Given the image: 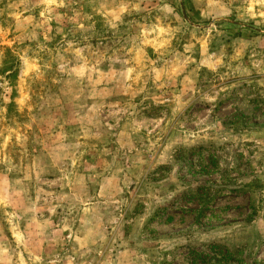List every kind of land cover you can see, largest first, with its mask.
Segmentation results:
<instances>
[{"label":"rangeland","instance_id":"obj_1","mask_svg":"<svg viewBox=\"0 0 264 264\" xmlns=\"http://www.w3.org/2000/svg\"><path fill=\"white\" fill-rule=\"evenodd\" d=\"M0 264H264V0H0Z\"/></svg>","mask_w":264,"mask_h":264},{"label":"trees","instance_id":"obj_2","mask_svg":"<svg viewBox=\"0 0 264 264\" xmlns=\"http://www.w3.org/2000/svg\"><path fill=\"white\" fill-rule=\"evenodd\" d=\"M18 67V59H16L10 52H7V59L5 60L4 66L1 68V73L6 76V79H8L9 83L12 85H14V82L18 77Z\"/></svg>","mask_w":264,"mask_h":264}]
</instances>
